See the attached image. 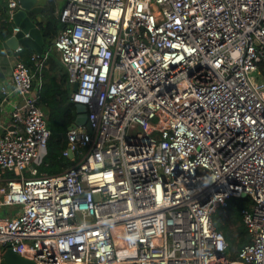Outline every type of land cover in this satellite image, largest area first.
<instances>
[{
	"label": "built area",
	"instance_id": "1",
	"mask_svg": "<svg viewBox=\"0 0 264 264\" xmlns=\"http://www.w3.org/2000/svg\"><path fill=\"white\" fill-rule=\"evenodd\" d=\"M18 9L0 12L7 39ZM59 21L89 128L66 133L72 166L38 174L50 131L11 50L0 264L8 248L35 264H264V0H65ZM243 194L249 242L232 259L212 218Z\"/></svg>",
	"mask_w": 264,
	"mask_h": 264
},
{
	"label": "trees",
	"instance_id": "2",
	"mask_svg": "<svg viewBox=\"0 0 264 264\" xmlns=\"http://www.w3.org/2000/svg\"><path fill=\"white\" fill-rule=\"evenodd\" d=\"M55 0H47L45 3V21L40 25L43 35V56L32 59L34 52L31 49H21L19 52L21 61L29 68L36 79L40 80L38 104L46 116L47 127L50 136L47 142L46 154L37 167L38 174L54 175L65 171L72 166L76 160H71L62 155L67 145L69 126L74 122L77 113L75 103L70 100L71 88L68 83V72L60 61L59 55L50 49L53 39L61 27L60 14ZM12 24L6 20L0 25V48L10 35ZM40 60L42 67L35 66V61ZM264 74V61L260 64ZM2 93L0 92V102ZM2 177L11 178L14 173L5 172ZM253 204L248 197L231 198L228 207L218 209L213 215L215 228L222 232L228 244L229 256L234 259L237 251L249 242L247 230L242 223V211L249 209Z\"/></svg>",
	"mask_w": 264,
	"mask_h": 264
},
{
	"label": "water",
	"instance_id": "3",
	"mask_svg": "<svg viewBox=\"0 0 264 264\" xmlns=\"http://www.w3.org/2000/svg\"><path fill=\"white\" fill-rule=\"evenodd\" d=\"M19 9L12 15V23L19 28V31L7 39L3 46L5 49L14 50L17 47L22 49H31L37 56H43L44 40L41 29L37 25V20L32 19L31 15L40 14L42 7L37 5V0H18ZM77 84H74L72 90L75 91ZM77 116L74 122L69 126V130L79 126L89 128L87 122V108L83 104L75 103ZM73 153L69 151L68 157L72 158ZM246 195H242V198ZM4 264H35L33 261L22 257L11 249H6L3 254Z\"/></svg>",
	"mask_w": 264,
	"mask_h": 264
},
{
	"label": "crops",
	"instance_id": "4",
	"mask_svg": "<svg viewBox=\"0 0 264 264\" xmlns=\"http://www.w3.org/2000/svg\"><path fill=\"white\" fill-rule=\"evenodd\" d=\"M46 1L47 0H37V5L41 6L43 9H42L40 14L31 15L32 19H36V17H38L37 25H38L39 28H40L41 23L43 24L44 21H45V3H46ZM6 3H7V0H0V12H1V10L3 11L4 6H6ZM55 3L57 5V7H59V9H62V7L65 5V0H55ZM3 17H4L3 14H2V16L0 15V25H1V23L3 24ZM3 43H1L2 47L0 48V87L2 85H4V86L8 87V89H9L10 86H11V84H10V71H11V68L13 67V65H14L15 58H14L13 53L11 52V50L4 48ZM50 49H52L55 52H57L53 48L52 44H51ZM43 57H44V55H43ZM35 66L42 67L43 63L40 60H36L35 61ZM31 75H32V80H33V88H34L33 89L34 90L33 93H34V96L38 100V97H39V93L38 92H39V88H40L41 82H40V80L36 79V77H35V75L33 73H31ZM69 86H70V84H69ZM70 88H71V91H72V87L71 86H70ZM0 92H1V88H0ZM16 103H19V101L18 100L16 101L13 93H10L6 98H3V96H2V100L0 102V125L1 126L5 127L6 126L5 124H8V122H9V114H10L14 104H16ZM5 174L6 173H2L0 171V187H1V185H3L5 180L8 178V177H2ZM0 199H1V197H0ZM1 207H3V206L0 205V208ZM3 211H2V215L0 216L1 220L5 219V218L13 217V208H11L9 211H5L4 214H3Z\"/></svg>",
	"mask_w": 264,
	"mask_h": 264
},
{
	"label": "rangeland",
	"instance_id": "5",
	"mask_svg": "<svg viewBox=\"0 0 264 264\" xmlns=\"http://www.w3.org/2000/svg\"><path fill=\"white\" fill-rule=\"evenodd\" d=\"M256 76L258 77V75L256 74ZM259 78V77H258ZM25 174H28V172L27 171H25L24 172ZM3 185H4V183H3ZM2 186V185H1ZM11 208L10 207H1L0 208V216L2 215V211H3V214L5 213V211H9Z\"/></svg>",
	"mask_w": 264,
	"mask_h": 264
},
{
	"label": "bare ground",
	"instance_id": "6",
	"mask_svg": "<svg viewBox=\"0 0 264 264\" xmlns=\"http://www.w3.org/2000/svg\"><path fill=\"white\" fill-rule=\"evenodd\" d=\"M229 200H230V199H229ZM228 202H229V201H228ZM227 207H228V205H227ZM225 208H226V207H225ZM218 209H222V208H218ZM218 209H217V210H218ZM217 210H216V211H217Z\"/></svg>",
	"mask_w": 264,
	"mask_h": 264
}]
</instances>
